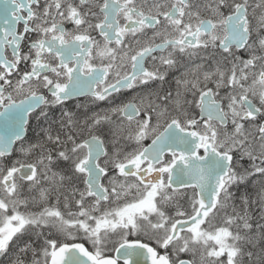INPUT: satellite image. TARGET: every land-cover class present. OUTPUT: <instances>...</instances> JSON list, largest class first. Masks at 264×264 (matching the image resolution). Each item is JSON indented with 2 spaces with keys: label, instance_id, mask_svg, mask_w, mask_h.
I'll use <instances>...</instances> for the list:
<instances>
[{
  "label": "snow or ice",
  "instance_id": "snow-or-ice-1",
  "mask_svg": "<svg viewBox=\"0 0 264 264\" xmlns=\"http://www.w3.org/2000/svg\"><path fill=\"white\" fill-rule=\"evenodd\" d=\"M0 264H264V0H0Z\"/></svg>",
  "mask_w": 264,
  "mask_h": 264
}]
</instances>
